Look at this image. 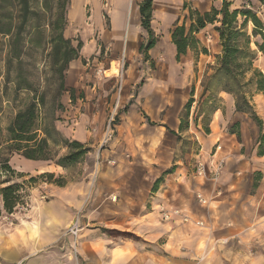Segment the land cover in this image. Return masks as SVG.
<instances>
[{"label": "crops", "instance_id": "crops-1", "mask_svg": "<svg viewBox=\"0 0 264 264\" xmlns=\"http://www.w3.org/2000/svg\"><path fill=\"white\" fill-rule=\"evenodd\" d=\"M142 2L70 0L65 37L80 44L66 71L76 111L71 135L93 150L90 167L73 176L69 165L11 159L26 177L53 179L28 189L24 211L9 214L0 205V264H264V155L231 94H222L209 131L196 137L206 154L214 150L207 161L201 150L198 159L225 161L220 175L198 176L176 158L184 108L202 96V78L222 48L215 26L207 25L196 38L208 53L188 49L178 60L172 33L177 24L189 29L190 10H220L223 0H153L157 41L147 58ZM112 116L120 121L103 149ZM76 220L75 238L67 230Z\"/></svg>", "mask_w": 264, "mask_h": 264}, {"label": "rangeland", "instance_id": "rangeland-1", "mask_svg": "<svg viewBox=\"0 0 264 264\" xmlns=\"http://www.w3.org/2000/svg\"><path fill=\"white\" fill-rule=\"evenodd\" d=\"M233 3L234 7H242L245 3L248 8H253L257 16L263 22L264 27V0H234ZM29 5L31 12H34L35 14L29 16L28 21L23 26V29H21L19 35H17V32L22 23L21 6L17 2L15 4L10 0L8 3L4 4L6 8L2 11L5 16H2V23L0 25V128L3 136L2 140L3 143H5L2 149L4 157H7L9 153L8 150H6V146L9 144L7 143L9 137L8 128L14 121L16 115L32 102L33 98H35V94L45 95L44 108L40 106L38 107V123L45 127L56 128L66 140L71 142L76 141L71 135L73 124L76 121L74 116L76 111L74 110L75 102L67 101V97H69L70 94H67L66 91L61 92V96L58 99L61 102L62 107L57 108L55 106V97L59 94V86L61 84L60 74H58L61 63H58L57 67L54 65L55 57L51 44V24L56 21L58 17V0H29ZM67 10L68 15L70 5ZM2 30L4 32L9 30L10 32L9 34H4L1 33ZM244 32L250 39V51L255 53V59L253 60L252 66L253 70H259L264 75V55L258 53L256 46V44L262 43V37L255 33V28L252 22H249L244 29ZM58 59H60V56H58ZM216 66L217 62L213 67H209V70H207L205 76L202 78L203 91V86H206L208 90L204 96L195 97L190 108L188 129L184 133L178 134L175 137L177 143L176 158L184 159L186 167L191 173L195 172V174L197 172L198 164L207 161L210 158V155L213 156L214 154V150L210 151L208 154L205 153L203 150L205 145L202 141V137L200 138L201 141L196 139L198 132H206V128L209 126V121L215 109L222 107L223 101L220 97L225 93V91H223L224 87L234 88L233 83L223 77L212 78L215 74ZM125 70L126 65H124V70L121 69L119 71L117 77L118 80H121ZM66 71L63 75L65 86L67 85ZM253 74L254 72L250 71L242 77L240 91L247 94L251 104L254 106L258 118L262 120V131L259 129L258 124L250 118V115L242 114L241 118L248 122L253 128V141H256L254 148H257L256 152L258 154L260 151L264 150V98H261V101L256 99L258 95H263L257 94L255 87L256 81L252 84H247L253 77ZM192 96H194V91L192 92ZM232 96L234 97V95ZM81 110L83 111V109ZM185 114L186 110L184 108L182 113L183 118ZM119 121V116H112L107 119L106 133L102 145L103 149L109 147V145L114 142L115 134L113 133V130H116V125ZM110 124L111 131L108 133V126ZM87 126L91 129V127L96 125L89 123ZM62 140L63 139L60 135L53 134L52 141H50L52 156H54L55 159H59L70 152V149L65 146ZM84 145L90 149L89 146L86 144ZM204 149H206V147ZM201 150H203L202 158L204 161L197 158V155L199 156ZM91 151L93 150L90 149V152L77 162L81 165L80 167L76 164L75 166L71 164L69 165L68 172L70 175L75 176L82 174L80 173V170L84 171L85 166L90 167L89 160L92 156ZM16 155L19 154L14 153V155L10 157V161ZM247 155L248 156L246 157L248 159L254 158L255 156L253 152ZM95 158L100 159L101 156L98 154ZM220 161H223L224 165L225 161ZM205 165L208 176L211 175L212 177H215L213 175L215 168L214 164L209 165L206 163ZM7 176L6 173H2L0 175V182L3 183ZM31 178H35V182L30 184L29 181ZM10 182L12 184L17 183L24 185V204H27L28 199L26 196L28 195V189L36 188L42 182H50V178H47L44 175L32 177H26L24 175L21 178L16 176L12 177ZM8 185L9 184L6 183L1 187Z\"/></svg>", "mask_w": 264, "mask_h": 264}, {"label": "trees", "instance_id": "trees-1", "mask_svg": "<svg viewBox=\"0 0 264 264\" xmlns=\"http://www.w3.org/2000/svg\"><path fill=\"white\" fill-rule=\"evenodd\" d=\"M10 0H0V25L2 23V16H5L2 11L5 10V3ZM21 6L22 23L17 32V35L21 33V29L28 21L31 14V8L29 0H11ZM152 3L153 0H143L140 4V13L142 16V23L144 29L149 33V40L146 45L142 46V52L144 57L147 58L148 51L151 50L157 39L151 29L150 23L152 18ZM12 4V3H11ZM70 0H58V13L57 20L52 22V37L51 44L53 47V54L55 57L54 65L57 67L58 63H61L58 74H60L61 84L59 86V94L55 97V106L61 108V102L58 98L61 96V92L66 91L64 82V72L67 70L69 64L79 57V46L75 48L70 39L65 37V31L68 27V6ZM191 26L187 30L185 24L179 26L176 25L175 30L172 33V40L177 48V59L179 60L181 55L186 54L188 49H191L198 53L202 51L207 54L206 49H200V42L196 38V34L203 30L207 25H214L215 31L219 35L220 46L222 48V54L217 59V66L215 68V74L212 78L223 77L224 79L231 81L234 88L224 87L225 93L234 95L235 97V109L237 113L250 115V118L258 124L259 129L262 131L263 122L258 118L254 106L251 104L247 94L240 91L241 79L246 73L253 71V77L247 84H252L256 81L255 87L257 94L264 95V75L259 70H253V60L255 59V53L249 49L250 39L244 32L249 22H252L255 28V33L262 37V43L256 44L258 53L264 55V30L263 22L257 16L253 8H248L244 3L242 7H234V3L231 0H223V6L220 10L213 8L210 12L201 14L198 11L190 10ZM218 24V25H216ZM9 30L1 31V33L9 34ZM16 37V36H15ZM60 56V59H58ZM204 87L203 95L207 92V87ZM70 98L74 101V91H70ZM194 100L191 99L185 110L186 114L181 119L180 130H187L189 126L190 108ZM44 108L45 95L35 94L32 102L22 111H20L12 124L8 128V141L6 146L8 150V156L4 157L2 154L3 143L2 130L0 128V175L6 173L8 176L3 183L0 182V187L3 184H9L8 186L0 188V205H3L5 211L9 214L13 213L18 205L24 204L25 196L23 195L24 185L11 183L12 177H23V174L17 173L10 165V157L17 153L28 160L34 161H47L54 162L58 165H70L77 163L86 154L90 152L84 144L78 141H69L61 136V133L56 128L45 127L39 124L38 107ZM216 110V109H215ZM186 128V129H185ZM209 130L206 128V132ZM53 134H58L63 139V143L70 149L67 155L59 159H55L52 156L51 144ZM264 155V150L258 153ZM172 169L166 171L165 174L172 173ZM164 174V175H165ZM52 180L53 176L50 174L44 175ZM35 182V178H31L29 183ZM161 180L156 183V187Z\"/></svg>", "mask_w": 264, "mask_h": 264}, {"label": "built area", "instance_id": "built-area-1", "mask_svg": "<svg viewBox=\"0 0 264 264\" xmlns=\"http://www.w3.org/2000/svg\"><path fill=\"white\" fill-rule=\"evenodd\" d=\"M121 69L124 70V63L121 64V68H120V70H121ZM110 122H111V121H110ZM110 131H111V124L108 126V133H109ZM222 170H223V161H220V162H218V163L215 165L213 175H214L215 177H218V176L220 175V173H221ZM196 174H197L198 176H206V175H208V174H207V168H206V165H205L204 163L201 162V163L198 164ZM198 198H199V201L203 202V200H202L201 197H198ZM27 207H28L27 204H22V205H18V206L15 208V210H16V209H19L20 211H24L25 209H27ZM15 210H14V211H15ZM174 215H176V216H180V217L182 216L181 213H180L179 211H175V212H174ZM170 216H171V215L168 214V213H165V214H164L165 219H169ZM9 221H10V220H9ZM183 221H184V222H188L189 219L186 218V217H183ZM10 223H12V221H10ZM67 232H68L69 234H71L72 236H74L75 238L78 236V234H79V232H80V227H79V222H78V220L74 221V222L68 227Z\"/></svg>", "mask_w": 264, "mask_h": 264}]
</instances>
